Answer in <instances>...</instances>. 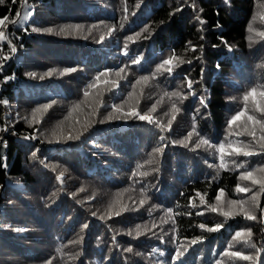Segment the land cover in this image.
Segmentation results:
<instances>
[{"label":"trees","instance_id":"16d2710c","mask_svg":"<svg viewBox=\"0 0 264 264\" xmlns=\"http://www.w3.org/2000/svg\"><path fill=\"white\" fill-rule=\"evenodd\" d=\"M23 4L5 0L0 5V18L18 20L0 27L7 36L0 41V101H5L0 102V139L7 147L6 180L0 183V264H264V192L240 179L242 172L264 167L258 143L264 131L247 120L251 115L264 123V96L259 95L264 91V37L256 34L264 32V0H230L227 5L222 0H27L26 9ZM25 11L32 12L27 20ZM77 25L80 31L74 30ZM109 28L116 29L111 36ZM101 36L104 42L98 43ZM130 36L134 42L126 41ZM173 52L184 62L172 74L157 73ZM135 57H142L140 64L130 63ZM125 65L124 79L115 76ZM71 68L77 70L60 75ZM105 70L112 71L89 88ZM49 71L53 75H45ZM142 76L149 80L137 84ZM185 78L194 81L195 97L181 103L164 96L186 95ZM252 88L257 94L245 101ZM173 103L182 111L171 131L136 118L99 123L114 106L143 114L157 104L152 115L166 124ZM240 111L245 116L230 134L228 121ZM193 125L217 147L243 141L252 145L254 155L225 156L229 163L222 169L214 148H195L200 137L193 135L187 147L173 143ZM253 131L255 140L248 134ZM81 132L79 139L66 138ZM233 160L245 167H235ZM138 171L148 175H133ZM237 185L251 191L238 193ZM253 194H258L259 207L252 209L256 221L242 214L226 219L209 208L227 212V201L233 199L246 200L245 207L251 208ZM231 210L238 212V206ZM217 223L224 227L206 230ZM248 228L259 253L245 245L244 237L233 240ZM137 230L143 234L136 236ZM178 249L183 255L176 259ZM226 251L258 259L225 256Z\"/></svg>","mask_w":264,"mask_h":264},{"label":"snow or ice","instance_id":"6c2138e0","mask_svg":"<svg viewBox=\"0 0 264 264\" xmlns=\"http://www.w3.org/2000/svg\"><path fill=\"white\" fill-rule=\"evenodd\" d=\"M222 2L227 5V4L230 3V0H222ZM4 3H5V0H0V5H3ZM12 3L16 4L17 0H12ZM22 7H24L25 9L27 8V0H24V4L22 5ZM180 10L181 9L179 7L177 9H175V11H180ZM124 11L127 12V8L126 7H125ZM30 15H32V12L25 11L24 19L27 20V17L30 16ZM20 16H21V13L17 12L16 13V17H20ZM125 19H126V17H125ZM197 19L199 20V17H197ZM261 19H264V15L261 16ZM6 21L8 23H11V24L18 23L17 19L9 20V17L7 15H5L3 18H0V27L7 28ZM200 23L202 24L203 21L200 20ZM95 27L96 26H93V28H95ZM81 29H82V26L77 25V26H75L74 30L80 31ZM146 30L147 29H145V31ZM250 30H252V29H250ZM32 31L33 32H39V31L52 32L53 30L51 28H48V29L32 28ZM64 31H65L64 28L60 29V32H64ZM91 31H92V29L90 28L89 29V33H91ZM115 31H116L115 28H109L108 35L111 36ZM256 34L261 36V37H264V32H257ZM139 35L140 34L137 33V37H139ZM145 38H147V37H145ZM6 39H7V36H6L5 31L0 30V41H4ZM104 39H105V37L101 36L100 39L97 42L98 43H102V42H104ZM249 39L251 40L252 37H249ZM126 41L134 42L133 37H131V36L127 37ZM222 43L224 45H227L226 41H223ZM213 47H216V46L214 45ZM124 48H125L124 55H128V51H127L128 44H127V42L125 43ZM228 50L232 51L231 46H228ZM11 51L13 53H15L17 51V49L15 47H12ZM193 51H195V48H193ZM5 59H7V58H5ZM141 60H142V57H135V58L131 59L130 63L134 64V65H138V64L141 63ZM183 62L184 61H180L179 57H177L175 55V53L173 52V54L171 56H169L167 59H164L157 66L156 72L157 73L166 72L168 74H172L174 67H178L179 63H183ZM187 63H191V61H187ZM126 67H127V65H125V67H121L118 71H115V76H117V77H119L121 79H124V77L121 76V73L125 72V68ZM0 68H2V66H0ZM76 70H77L76 68L65 69L63 72L60 73V75H64V74L69 73V72H75ZM110 71H112V70H105L104 72H101L98 75H96L95 78H94L95 82L93 84H90L89 88L97 87L98 83L101 81V77H107L109 75ZM29 75L35 76L36 74L35 73H30ZM45 75L51 76V75H53V72L49 71ZM43 78H44L43 76L40 77V79H43ZM152 78L153 79L155 78V73L153 74ZM185 79H186V87L189 90L186 95H182L181 92L177 91V92H172V93L165 92L164 96H167L169 99H171L173 96H175V97H177V99L181 103L183 102L184 99H187L188 96L195 97L197 95V93H196L195 89H193L194 81H192L190 79H187V78H185ZM148 80H149V77L142 76L139 80L136 81V83L140 84L141 82H147ZM104 83L107 84V83H109V81L105 80ZM113 83L115 84V82H113ZM142 93H143V89H141V94ZM256 94H257V88H252L250 90V92L243 97V99L245 101H248L250 96H255ZM84 95L87 97L89 95V93L87 91H85ZM259 95L260 96H264V91H260ZM0 102H5V101H0ZM199 102L202 105H204L205 107L207 106L205 104L204 99H200ZM158 103H160V101H158L157 104ZM137 104H139V101H137ZM157 104H153L151 106V108L147 112H145L143 114L139 110H137V108L130 107L128 111H124L122 106H114L113 113H109L104 119H101L99 121V123H105L106 121H111L113 119L136 118V119H138L140 121H146L149 124L155 125L161 131H171L172 124L176 120L177 114L180 113L182 111V109L180 107H178L176 103H173L171 105L170 112H166L165 113L166 116L171 114V118L167 120L166 124H164V123H162L160 120H158L156 117H154L152 115V113H155L157 111ZM101 106H103V105H101ZM48 107H50V105L45 106L43 110L46 111ZM78 108H79V105H76L74 110H76ZM37 111H41V109H37ZM261 111L264 112V109H261ZM114 113H119L120 115H114ZM93 114H95V110H94ZM244 116H245V112L244 111H240V112H237L234 116L231 117V119L228 121V127H229L230 134H231L232 126L234 124H236ZM247 120L248 121H253L255 124H260L261 125V130L264 131V123H262V121L255 120V118L253 116H251V115L247 116ZM88 127H90V124L86 123L84 125L83 130L86 132L88 130ZM4 130L6 131L7 129H4ZM248 134L251 135L254 140L256 139L254 131L253 132H249ZM80 135H83V132L79 133L76 136H73L72 134H69L66 138L67 139H79ZM193 135H196L197 137H200L199 140L195 144V148H200L202 146H207V148H214L219 153V159L221 161L220 164H219V167L222 168V169H227L228 163H229L228 161L225 160V156H233V155L240 156V155H243L245 157H249V156L254 155V152L252 150H250L252 145L251 144H245L243 141L239 142L238 145H233L232 143H229V144H227V146L224 143H220L218 145V147H217L212 142H210L208 139L202 137L200 135V133L196 131V126L195 125L192 126V131L188 132L184 139L179 140V141H174L173 143H178V144H180V145H182L184 147H187L188 143L191 142ZM29 138L35 139V137H25V139H29ZM164 139H165L164 136L160 137V140H164ZM3 143H4L3 140L0 139V144H3ZM258 143H259L260 149L262 151H264V135L260 136ZM165 147H166V145H165ZM226 148L230 149V151H226ZM154 151L156 153H162L163 149L162 148H157ZM35 156H36V153L33 152V157H35ZM147 163H152V161L149 160V161H147ZM231 163L237 168H244L245 167L244 163L237 164L235 160L231 161ZM6 166L7 165L3 164L2 161H0V167H6ZM209 166L213 167V165H209ZM138 167L142 168L143 165H139ZM255 173H261L262 175L259 178H256ZM133 175L147 176L148 173L147 172H139L138 171L136 173H133ZM61 178H62V174H61V176L57 177V179H61ZM240 179H242V180H250L253 186L260 185V191L264 192V167H261L259 169H255V170L242 172L240 174ZM81 191H83V189H81ZM236 191L238 193H247V192L251 191V188H249V187H241L240 185H237ZM257 195L258 194H253V196L251 197V200L253 202L251 208H246L245 207V205L248 204V201H246V200H235V199L227 201L228 205L230 206V210L227 211V212L223 211L222 208L218 210L217 207L211 206V205H209V208H210V210L212 212L219 211V214L221 216H224L226 219L228 217H230V216H233V215L242 214L246 220L256 221L258 219V217L254 214L252 209L259 207V204L256 203ZM223 196H224V190L221 189L219 191V194L215 198L216 201L220 202L221 198ZM200 199H201V203H204L203 196H201ZM140 203H141V205H143L144 203H146V199L141 200ZM191 206L192 207H196L197 205L192 204ZM232 206H238V212L232 211L231 210ZM126 207L127 206H125V209H126ZM169 211L171 212V210H169ZM261 211L264 212V209H262ZM114 214L116 216H119L121 213L119 211H117ZM93 215L95 216L96 213H93ZM112 215H113V213L111 211H109L108 218H111ZM197 215H203V213L198 212ZM104 218H105L104 216H101V219H104ZM87 227H88L87 224L83 225V228H87ZM199 227L201 229H205L206 225L205 224H200ZM223 227H224L223 223H217L213 227L206 228V230L209 231V232H216V231H219ZM17 231H21L22 232V231H25V229H17ZM135 234H136V236H140V235L143 234V232L140 231V230H137ZM129 235H132V233L130 232ZM252 235H253V233L251 231V228H248L246 231H238V232H236L235 236L233 237V240L239 242V239L244 237L245 238V240H244L245 245L247 247L256 249V252L259 253L260 249L257 248L254 243H251ZM198 242H199V240L194 241L193 243H198ZM232 246L233 245L230 244L229 248H231ZM125 251L132 252V248L125 249ZM153 251H155V250H153ZM181 255H183V252H181L178 249L177 250L176 259H179V257ZM224 255L225 256H231V257H237V258L242 259V260H248V261H253V262L257 261V259H258V256H256V255H243L239 251H231V252L226 251L224 253ZM47 264H52V262L48 261ZM217 264H223V262L218 261Z\"/></svg>","mask_w":264,"mask_h":264},{"label":"water","instance_id":"95a60500","mask_svg":"<svg viewBox=\"0 0 264 264\" xmlns=\"http://www.w3.org/2000/svg\"><path fill=\"white\" fill-rule=\"evenodd\" d=\"M6 149L7 147L5 143L0 144V161H2V163L4 162V154L6 153ZM5 177V170L3 167H0V183L3 185L5 184Z\"/></svg>","mask_w":264,"mask_h":264},{"label":"bare ground","instance_id":"6f19581e","mask_svg":"<svg viewBox=\"0 0 264 264\" xmlns=\"http://www.w3.org/2000/svg\"><path fill=\"white\" fill-rule=\"evenodd\" d=\"M210 45V44H209ZM217 46V45H216ZM219 47V46H218ZM203 65H205V64H203ZM209 65H211V64H209ZM214 66V65H213ZM238 250V249H237ZM263 260V259H262ZM261 261V260H260Z\"/></svg>","mask_w":264,"mask_h":264}]
</instances>
